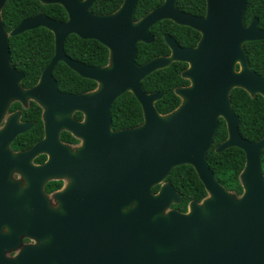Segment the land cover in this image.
Returning <instances> with one entry per match:
<instances>
[{
	"label": "water",
	"instance_id": "water-1",
	"mask_svg": "<svg viewBox=\"0 0 264 264\" xmlns=\"http://www.w3.org/2000/svg\"><path fill=\"white\" fill-rule=\"evenodd\" d=\"M38 1L63 7L68 20L59 22L41 13L23 21L11 36L44 28L55 37V57L40 84L23 92V75L10 67L9 35L0 16V93L8 86L12 98H39L50 119L51 151L71 152L59 143L62 130L80 141L77 174H69L74 180L71 190L82 192L77 198V222H61L63 216L51 212L52 244L44 263L264 264V138L251 143L241 137L230 98L237 88L264 97V76L251 70L244 51L245 44L264 41L258 19L245 24L251 0H206L204 18L179 11L178 0H165L138 23L134 18L138 0H125L112 15L94 14L96 0ZM7 2L0 0V11ZM165 20L200 33V43L183 49L166 36L172 57L139 66L138 44L152 43L150 29ZM72 35L108 48L109 66L94 68L72 60L65 52ZM59 62L98 83L99 89L77 96L62 94L53 77ZM174 63L190 64L183 78L192 85L176 91L183 101L177 110L161 115L155 104L164 94H148L143 82ZM127 93L140 103L144 124L114 132L112 108ZM4 109L5 105L1 113ZM75 112L84 115L82 122L72 119ZM220 118L227 122L229 139L216 152L238 148L246 153L241 197L217 182L207 162ZM181 166L193 167L208 193L202 203L192 202L188 213L171 209L180 203V196L164 183ZM157 186L161 189L155 194Z\"/></svg>",
	"mask_w": 264,
	"mask_h": 264
},
{
	"label": "trees",
	"instance_id": "trees-1",
	"mask_svg": "<svg viewBox=\"0 0 264 264\" xmlns=\"http://www.w3.org/2000/svg\"><path fill=\"white\" fill-rule=\"evenodd\" d=\"M165 0H139L136 20L161 6ZM124 0H97L93 12L98 15H108L117 11ZM178 8L193 16H205L206 0H179ZM43 12L50 18L65 22L68 14L59 5L44 6L37 0H10L3 11V20L8 32L19 26L25 19ZM258 18L260 28L264 30V0H251L248 4L245 22L248 25L252 19ZM152 32L155 42L152 45L141 44L139 47L138 64L143 65L153 58L169 56L170 50L165 44L164 36L169 34L174 37L184 48L195 47L201 35L189 28L180 27L170 21L157 24ZM13 62L27 73L25 86L34 85L39 76L36 70V61L44 59L43 65L49 63L55 54L54 35L43 28L29 31L10 40ZM251 68L259 75H264V41L252 42L245 45ZM65 52L73 59L87 65L103 67L108 65L109 52L98 41L83 40L75 35L68 38ZM186 64L174 63L167 69L158 71L143 82L147 93L161 92L165 97L156 104L161 115H167L177 110L182 101L175 94L177 88L189 86V82L182 77ZM55 77L60 89L75 94H84L96 90L98 85L77 76L64 64L58 65ZM233 110L241 120L240 132L242 136L251 141L258 142L264 138V98H252L244 90L236 89L231 94ZM113 130L133 129L144 122L143 112L136 98L127 93L120 97L112 108ZM77 119L82 120V114H77ZM227 129L224 120L220 121L219 130L214 146L207 156L210 168L215 173L217 180L229 192L242 196L243 186L240 176L246 165V155L240 149H229L223 153H216L215 149L227 139ZM67 141L78 144L79 141L68 135ZM262 167L264 171V152L262 154ZM167 182L172 184L181 196V203L173 206L182 213L188 211L191 202H202L208 196L207 191L200 181L194 168L181 166L172 171ZM161 187L157 186L153 192L157 194Z\"/></svg>",
	"mask_w": 264,
	"mask_h": 264
},
{
	"label": "flooded vegetation",
	"instance_id": "flooded-vegetation-1",
	"mask_svg": "<svg viewBox=\"0 0 264 264\" xmlns=\"http://www.w3.org/2000/svg\"><path fill=\"white\" fill-rule=\"evenodd\" d=\"M9 1L10 0H8V2ZM8 2H7V4H8ZM124 2H125V0H124ZM124 2H123V4H124ZM178 2H179V0H178ZM164 3H165V1L163 2V4ZM123 4L120 6V8L117 11H115L111 14H108V15H112V14L118 12L121 9V7L123 6ZM138 4H139V0H138ZM6 5H5V7H6ZM42 5H44V4H42ZM206 5H207V1H206ZM44 6H50V5H44ZM161 6H159V7H161ZM5 7H4V9H5ZM159 7H157V8H159ZM137 8H138V5H137ZM137 8H136L135 17H134L135 23L140 22L147 15H149L151 12H153L154 10L157 9V8L154 9L153 11H151L150 13L145 15L142 19L137 21L136 20ZM177 8H178V3H177ZM4 9L2 11H0V16H1L2 20H3ZM179 11H181V10L179 9ZM92 12H93V8H92ZM181 12L185 13L187 15H191V14H188L187 12H184V11H181ZM41 13H43V12H40L37 15H39ZM43 14L46 15L45 13H43ZM206 14H207V10H206ZM206 14H205V16H194V17L204 18V17H206ZM37 15H35V16H37ZM96 15H98V14H96ZM35 16H33V17H35ZM191 16H193V15H191ZM33 17H31V18H33ZM47 17H49V16H47ZM31 18H28V19H31ZM28 19H25V20H28ZM254 19H258V18H254ZM165 21H169V20H165ZM161 22H163V21H161ZM161 22H159V23H161ZM170 22H172V21H170ZM3 23H4L5 30H6L7 34L9 35V46H10L11 38L18 37V36H16V37L11 36V33L18 26L15 27L11 32H8L4 20H3ZM159 23H157V24H159ZM172 23H174V22H172ZM245 24H246V22H245ZM156 25H154L150 29V33L153 35L154 41L150 44H145V43L138 44L137 64H138L140 45L141 44L152 45L155 42L156 38L152 32V29ZM248 25L246 24V26H248ZM180 27H183V26H180ZM259 27H260V24H259ZM185 28H189V27H185ZM189 29H191V28H189ZM25 33H27V32H25ZM19 36H21V35H19ZM166 36H171V35H169V34L165 35L164 41H165ZM172 38L175 39L174 37H172ZM201 39H202V36H201L198 44L200 43ZM54 40H55V37H54ZM176 42L179 44V42L177 40H176ZM257 42H261V41H257ZM165 44H166V41H165ZM198 44L195 47H189V48H184V47H182V45H180V44L179 45L183 49H193V48H197ZM167 47H168V45H167ZM10 50H11V46H10ZM107 50L109 52V58H108L109 61H108V65L103 66V67H95V66L87 65V64H85L79 60L73 59L69 55L68 56L72 60H74L78 63H81L85 66L94 67V68H104V67L109 66L110 59H111L110 50L108 48H107ZM169 50L171 52L169 56H159V57L153 58L149 62H151L155 59H160V58H171L172 57V51L170 48H169ZM244 51H245V46H244ZM55 53H56V46H55ZM245 53H246V51H245ZM246 55H247V53H246ZM11 57H12V52H11ZM54 57H55V54H54ZM54 57H53V59H54ZM247 58H248V55H247ZM53 59L49 63H47L45 66L43 65L44 59H38L36 61L35 68L39 72L38 80L34 85L29 86V87L25 86V82L27 79V73L24 71L23 68H20L17 65H15L13 62V59H10L11 69L13 71H15L16 73L23 75V78L20 82V87L23 90V92H30V91L34 90L40 84L42 78L45 75V72L49 68ZM149 62H147V63H149ZM248 62H249V66L251 68L249 58H248ZM147 63H145V64H147ZM60 64H64L65 66H67L64 62H59L53 70V77L58 83L59 91L65 95H74V96L83 95V94H75V93H71V92H66V91H63L60 89L59 82L55 77V70L58 67V65H60ZM145 64H143V65H145ZM182 64L187 65V68L182 72V77H183V73L187 69L190 68V64H187V63H182ZM143 65H139V66H143ZM235 69L237 72H240L242 69L241 64L237 63L235 66ZM70 70L72 72H74L77 76H79L80 78L85 79L79 73H76L72 69H70ZM251 70L253 72H255L252 68H251ZM259 76H264V75H259ZM85 80H89V79H85ZM89 81H92V80H89ZM187 81L189 82V86H185V87H181V88H188L192 85L190 80H187ZM93 82H95V81H93ZM96 84L98 85L96 90H94L92 92H88V93H93L99 89V84L98 83H96ZM178 89H180V88H177L175 90V94H176V91ZM237 89H241V88H237ZM234 90H236V89H234ZM234 90H232V92ZM241 90H244V89H241ZM232 92H231V94H232ZM245 92L248 93L247 91H245ZM88 93H84V94H88ZM155 93H161V92H155ZM148 94H150V93H148ZM151 94H154V93H151ZM231 94H230V98H231ZM11 95H12V93H11L10 87L6 86L3 89V92H2L1 97H0V264H45L44 261L47 263L49 261V252H50L51 244H52L51 232L49 231L50 230V222H51V212L60 213L63 216L60 218L61 222H64V223L70 222V221L77 222V198H79V195H82V192L77 193V190H71L73 188V185H74V180L71 176H69V174H71V173L77 174V151H76V149H77V146L80 144V141L68 130H62L59 134V143L63 146L68 147L71 150V152H65V151L53 152V151H51V145H50V141H49L50 119L48 117V112H47V108L45 107V105L39 101L38 97L29 96L27 98L20 99V98H12ZM257 96H262V95H256L255 97H257ZM164 97H165V94H164ZM255 97H252V98H255ZM181 101H182V99H181ZM182 103H183V101H182ZM182 103H181V105H182ZM231 103H232V98H231ZM156 104H155V107H156ZM4 105H5V109L3 110V113H1V109L3 108ZM156 109H157V107H156ZM232 109H233V103H232ZM142 112H143V109H142ZM233 112H234V110H233ZM77 114H82V113L75 112L72 115V119L74 121L82 122L84 120V115L82 114V116H83L82 120H78ZM235 115H236V113H235ZM143 117H144V114H143ZM237 117L239 118V116H237ZM60 120H61L60 116L56 115V121H60ZM221 120H224V119L223 118L219 119L218 129H217L215 137H214L213 146L215 143V139L217 136V132L219 130V125H220ZM239 121H240L239 133H240L241 137L243 139H245L240 132V128H241L240 118H239ZM224 122L226 124L228 137L223 143H225L229 139L228 125H227V122L225 120H224ZM143 124H144V122H143ZM141 126H139V127H141ZM139 127H137V128H139ZM133 129H136V128H133ZM112 130H113V117H112ZM124 130H128V129H124ZM124 130H120V131H124ZM114 132H119V131H114ZM68 135H70L74 139L78 140L79 143L73 144V143L67 141L66 138ZM245 140H247V139H245ZM247 141H249V140H247ZM249 142H251V141H249ZM223 143H221L220 145H222ZM251 143H257V142H251ZM213 146H212V148H213ZM212 148H211V150H212ZM217 148L215 149V152H216ZM231 149H233V148H231ZM236 149H238V148H236ZM241 151H243V150H241ZM263 152H264V150H263ZM263 152H262V154H263ZM218 154H220V153H218ZM245 155H246V153H245ZM262 169H263V167H262ZM215 177H216V175H215ZM216 180H217V177H216ZM217 182L219 183L218 180H217ZM240 182H241V180H240ZM164 183H169V182H167V180H166ZM221 186H223V185H221ZM177 193H178V191H177ZM233 194H235V193H233ZM179 196H180V194H179ZM238 197H241V196H238ZM207 198H208V196H207ZM202 202H200V203H202ZM180 203H181V196H180ZM179 204H173L171 209L175 210L173 208V206L179 205ZM65 208H66V210H64ZM87 209H88V205L86 207V210ZM189 209H190V205H189L188 211L186 213L189 212ZM70 217H74V218H70Z\"/></svg>",
	"mask_w": 264,
	"mask_h": 264
}]
</instances>
